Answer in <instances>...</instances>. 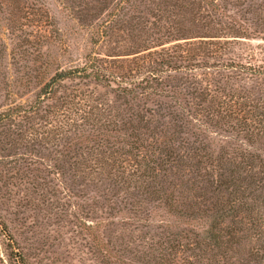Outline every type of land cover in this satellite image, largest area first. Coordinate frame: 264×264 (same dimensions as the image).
Segmentation results:
<instances>
[{"label": "rangeland", "instance_id": "1", "mask_svg": "<svg viewBox=\"0 0 264 264\" xmlns=\"http://www.w3.org/2000/svg\"><path fill=\"white\" fill-rule=\"evenodd\" d=\"M0 264H264V0H0Z\"/></svg>", "mask_w": 264, "mask_h": 264}, {"label": "trees", "instance_id": "2", "mask_svg": "<svg viewBox=\"0 0 264 264\" xmlns=\"http://www.w3.org/2000/svg\"><path fill=\"white\" fill-rule=\"evenodd\" d=\"M72 73H60L56 75V79L63 80L67 79L71 76ZM86 78L93 79L94 81H99L98 77H95L91 74L85 75ZM204 163L207 164V166H210L212 170H215L216 172V184L217 189H228V188H234L238 187V189L242 188L240 186L241 183H239V179H236L235 176L237 174V171L235 169V165L229 161H223V159L214 160V161H208L206 160ZM203 163H197V169L201 167ZM207 166L202 167L203 170L206 169ZM230 167V168H227ZM251 177V176H250ZM262 179L260 180V182ZM259 182V183H260ZM250 198V196H244L242 197V205L246 206L247 200ZM219 200L217 199V202ZM251 201L255 202L256 199H251ZM227 202V201H226ZM241 202V201H240ZM233 205L232 203H226V205ZM253 210H248V212H252ZM215 216L212 217L211 220L208 219L209 223L208 226L205 229L207 231V234L211 235L209 237L210 241L212 242V245L219 249L223 243L222 239H225L226 244H230L231 246L239 244L238 239H236V236L242 232L241 226L240 229H237V225H240V222H235L234 219L237 218L239 214V207H233L228 206L225 209H219L214 213ZM226 222H228V225H226ZM236 225V226H234ZM215 230H219V232L215 233ZM239 230V231H238ZM205 231V232H206Z\"/></svg>", "mask_w": 264, "mask_h": 264}]
</instances>
